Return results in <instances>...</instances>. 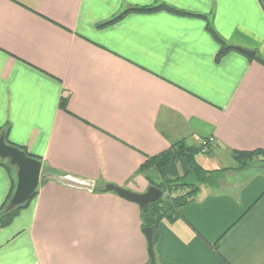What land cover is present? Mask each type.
Listing matches in <instances>:
<instances>
[{"label":"crops","instance_id":"crops-1","mask_svg":"<svg viewBox=\"0 0 264 264\" xmlns=\"http://www.w3.org/2000/svg\"><path fill=\"white\" fill-rule=\"evenodd\" d=\"M160 4L206 17L264 60V0H0V128L42 172L94 183L40 182L0 229V264H150L141 208L104 190L144 194L181 177V162L139 169L203 139L195 159L210 185L160 224L156 263L264 264V171L236 170L230 154L264 150V65L236 52L217 62L199 17L131 13L102 26ZM11 189L0 166V207Z\"/></svg>","mask_w":264,"mask_h":264},{"label":"trees","instance_id":"trees-1","mask_svg":"<svg viewBox=\"0 0 264 264\" xmlns=\"http://www.w3.org/2000/svg\"><path fill=\"white\" fill-rule=\"evenodd\" d=\"M166 11L172 13L174 15L179 16H190V17H199L206 21V30L212 36L214 41L219 45V52L216 56V61H220L223 57L231 52H236L245 57H248L245 50L239 49L235 46L227 44L214 30L210 23V21L204 17L199 15H193L190 13H186L165 4H160L153 7H143V8H131L124 13H122L119 17L112 20L111 22L105 23L102 26H106L116 21L122 19L128 14L131 13H153ZM252 60L258 62L261 65H264V60L259 56L255 55ZM61 107L65 109V104L62 102ZM3 134L5 141L7 144L12 145L7 140V130H3L0 128V135ZM202 141H206L207 139H203ZM199 144L188 145L186 140H181L176 143L171 144L169 149L162 152L158 156L149 158L139 169V172L143 173L150 169H155L157 172L161 173L162 169L169 167L171 165H175L178 163H183L186 167V172L181 177L177 178H163V180L159 184H153V186L160 189L164 194L168 193L169 196L166 198H160L157 202L148 205L144 209H140V222H141V230L142 229H152L153 231V249L158 240V229L160 224L163 221H167L169 223H173L180 219V209L186 205L188 202L193 200L200 191V187L203 185H210V174L211 172L203 170L198 163L196 162V156L203 153V146ZM14 146V145H12ZM208 144L207 147H209ZM20 150L25 152L28 156L33 157L38 160V158L31 156L24 148L18 147ZM232 159L236 163V170H247L253 167L264 168V150H257L253 152H230ZM259 165V166H258ZM0 166L4 168L10 176L12 182V189L7 197L4 204L0 207V229L8 227L12 221L17 217L19 212L27 207L29 202L37 195V191L34 193L32 199L21 207H16L14 209H10L7 211V207L9 205L10 199L13 195L15 185H16V172L15 168L12 167L7 160L0 159ZM228 170V169H226ZM224 170V171H226ZM189 179H195L196 184H189L187 181ZM46 182V181H41ZM173 191H180L181 194L176 197H171V193ZM155 253V252H154ZM156 257V256H155ZM157 264V263H155Z\"/></svg>","mask_w":264,"mask_h":264},{"label":"water","instance_id":"water-1","mask_svg":"<svg viewBox=\"0 0 264 264\" xmlns=\"http://www.w3.org/2000/svg\"><path fill=\"white\" fill-rule=\"evenodd\" d=\"M246 54L250 58L255 57L254 52L246 51ZM0 159L7 160L9 164L15 168L16 172V185L7 211L28 203L37 191L41 181H54L67 187L82 189L89 192L94 190L93 182L69 176H61L51 172H42V165L39 160L28 156L18 147L7 144L3 134L0 135ZM104 191L114 192L120 198L137 204L141 209L157 202L163 196L162 191L155 186L148 188L147 192L144 194H136L111 185L107 186ZM142 234L147 243L149 263L155 264L156 258L153 249V231L149 228L142 229Z\"/></svg>","mask_w":264,"mask_h":264},{"label":"rangeland","instance_id":"rangeland-1","mask_svg":"<svg viewBox=\"0 0 264 264\" xmlns=\"http://www.w3.org/2000/svg\"><path fill=\"white\" fill-rule=\"evenodd\" d=\"M188 145H190L188 142H186ZM222 165L224 166V165H227L225 162L224 163H222ZM259 166V165H258ZM234 167H236V163H235V166ZM255 168H258V167H253L252 169H255ZM259 170H261V171H264V168H258ZM187 183H189V184H196V180L195 179H189L188 181H187ZM181 194V192L180 191H173L172 193H171V197H176V196H179ZM169 196V194L168 193H166V194H164L163 195V198H166V197H168Z\"/></svg>","mask_w":264,"mask_h":264},{"label":"built area","instance_id":"built-area-1","mask_svg":"<svg viewBox=\"0 0 264 264\" xmlns=\"http://www.w3.org/2000/svg\"><path fill=\"white\" fill-rule=\"evenodd\" d=\"M211 141L212 140H207V142L206 141L200 142V145L203 146V153H205L208 150V147L207 146H208V144L211 143Z\"/></svg>","mask_w":264,"mask_h":264}]
</instances>
